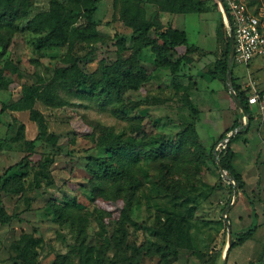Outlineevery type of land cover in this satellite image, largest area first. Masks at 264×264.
<instances>
[{
	"label": "rangeland",
	"instance_id": "374dc122",
	"mask_svg": "<svg viewBox=\"0 0 264 264\" xmlns=\"http://www.w3.org/2000/svg\"><path fill=\"white\" fill-rule=\"evenodd\" d=\"M201 1L207 13L159 16L162 25L184 30L190 45L211 54L192 55L172 77L166 69L155 68L150 49L143 50L139 62L146 80L138 89L125 91L114 104L63 90L56 91V99L63 101L60 106H47L36 98L30 105L25 101L27 93L44 90L55 70L68 66L64 61L70 54L81 59L84 72L95 71L101 60L112 62L119 38L125 41L123 58L131 55V31L119 21V8H114L113 0H98L93 17L97 33L105 39L103 44L79 42L70 50L67 46L37 50L36 43L44 35L31 31L28 23L49 11L50 0H33L17 29L0 33V177L26 155L27 142L38 136L34 158L47 162L39 168L12 172L9 177L16 174V184L3 187L2 204L11 220L0 224V264H23L22 250L29 244L26 257L33 264H53L64 256L67 264H84L87 256L88 264H223L229 245L224 216L230 244L237 242L238 234L258 226L250 241L230 251L226 264H264V106L252 108L248 124L226 86L209 76L225 44L217 43L216 31L223 24L221 33L225 35L226 27L213 1ZM242 3L264 26V0ZM144 9L147 17L156 12L150 5ZM78 24L85 22L80 18ZM182 53L180 48L177 54ZM231 66V76L246 94L264 92V55L248 66L233 60ZM186 98L198 112L196 118L188 111ZM234 122L243 126L230 145L232 165L244 183L243 193L230 188L233 182L222 177L209 156L219 136L232 132ZM96 124L112 128L122 139L143 140L155 149L173 142L188 124H194L204 152L201 158L174 167L164 180L159 179L156 166L140 161L135 176L141 186L134 204L122 214L123 202L92 198L87 162L109 157L106 149L91 140ZM221 145L224 142L214 152L219 153ZM5 180L3 177L1 186ZM71 200L80 211L82 229L54 213V207L66 206ZM165 231L177 251L169 263L156 251L163 245ZM27 241L31 243L27 245Z\"/></svg>",
	"mask_w": 264,
	"mask_h": 264
},
{
	"label": "trees",
	"instance_id": "16d2710c",
	"mask_svg": "<svg viewBox=\"0 0 264 264\" xmlns=\"http://www.w3.org/2000/svg\"><path fill=\"white\" fill-rule=\"evenodd\" d=\"M32 1L0 0V33L8 34V32L15 31L17 29L16 24L26 18ZM67 1V4L63 5L57 0H50L49 11L38 14L28 23V28L31 31L44 35L36 43L37 50L64 46L70 50L79 42L90 45L104 43L105 39L97 33L93 19L98 0ZM212 1L218 14H220L216 0ZM144 5L153 6L156 12L151 17H147ZM113 6L115 9L119 8V21L131 31V55L128 58H123L122 54L126 52V46L125 41L119 38L116 41L115 59L112 62L108 63L101 60L95 71L84 72L79 66L81 59L70 54L64 61L68 66L55 70L51 82L43 91L34 90L32 94L27 93L26 103L30 105L32 100L36 98L47 106H60L63 101L56 99V91L58 90L74 92L82 97L102 103H116L125 91L138 89L146 80V73L139 62V56L143 50L150 49L154 55L155 68L166 69L172 77L178 75L181 67L190 62L192 55L206 56L211 54V52H204L197 46L190 45L185 31L172 25H162L159 16L161 13L170 15L207 13L208 9L201 0H113ZM80 18L84 20L85 24H78ZM223 27V24L219 25L216 38L217 43L225 41L224 48L221 57L215 58L213 70L209 72V76L225 86L230 44L227 30L225 35L221 33ZM180 48L184 49V53L177 54ZM2 87L3 85L0 83V89ZM232 87L243 107V115L250 124L253 107L248 105L246 91L241 90V86L233 77ZM262 93L264 94V92ZM185 101L188 111L196 118L198 112L188 98ZM239 126L240 123L234 122L231 131ZM92 129V142L97 147L106 149L109 154V157L90 158L87 162L86 169L90 176L92 198L110 203L123 202L122 214L129 211L134 204V198L141 186L139 179L135 176V169L140 161L147 160L156 166L159 171V179L164 180L167 173H171L174 167L201 158L204 152L194 124H188L183 131L176 135L173 142L161 144L156 149L150 147V143L143 140L122 139L114 135L112 128H105L96 124L92 126ZM228 133L229 131H226L219 136L209 156L214 161L218 159L221 168L231 177L233 186L230 188L236 193H243L244 183L232 165L234 154L230 148L231 140L224 149L214 156L215 146L221 143ZM38 139L40 136L27 142L26 155L18 163L7 168L4 175L0 177L1 225L9 223L11 220V217L4 211L1 199L3 187L16 184L14 181L16 174L11 177L9 175L14 171L25 172L28 168H39L47 165V162L34 158L36 155L35 143ZM2 143L3 141L0 140V145ZM3 177L6 180L1 186ZM13 191L16 192L15 189ZM251 208H253L252 205ZM53 209L57 217H64L71 224L76 222L78 229L83 228V221L79 216L80 211L76 207L75 200H71L66 206L54 207ZM253 216L256 219L254 208ZM173 221L175 220L173 219ZM257 227L254 225L245 232L238 234L236 236L237 242H232L227 255L235 247L250 241L254 237ZM162 240L163 245L156 249L159 257L165 263L174 261L177 251L174 248L172 237L165 231L162 233ZM28 243L31 242L27 241V245ZM30 245H25L22 250L23 264H33L28 262L26 257ZM89 262L90 257H85L84 264ZM53 264H67L66 257L56 258Z\"/></svg>",
	"mask_w": 264,
	"mask_h": 264
},
{
	"label": "built area",
	"instance_id": "2783aa9c",
	"mask_svg": "<svg viewBox=\"0 0 264 264\" xmlns=\"http://www.w3.org/2000/svg\"><path fill=\"white\" fill-rule=\"evenodd\" d=\"M218 10L224 20L227 34L231 32L234 42L233 62L248 66L254 58L264 55V26L242 0H216ZM227 14V20L224 17ZM250 107L264 106V94L253 90L247 94ZM223 149L224 145H221Z\"/></svg>",
	"mask_w": 264,
	"mask_h": 264
},
{
	"label": "water",
	"instance_id": "95a60500",
	"mask_svg": "<svg viewBox=\"0 0 264 264\" xmlns=\"http://www.w3.org/2000/svg\"><path fill=\"white\" fill-rule=\"evenodd\" d=\"M224 17L225 19L227 20V14L226 12L224 11ZM228 37H229V44H230V50H229V58H228V61H227V72H226V78H225V86L229 92V95L231 97V99L233 100L236 108L239 110V112L241 113V115L243 117H245L243 115V107L240 103V100L239 98L237 97L233 87H232V76H231V63H232V60H233V54H234V42H233V37H232V34L231 32L228 34ZM246 118V117H245ZM243 126H239L238 128L232 130V132H230L226 138L222 141L224 142V146H226V144L228 142H230V140L236 135L238 134L241 130H242ZM216 152H214V156H216ZM216 167L218 168L219 172L221 173L222 177L226 178V180L228 181H231V177L221 168L220 166V163H219V160L216 159ZM225 214V211H223V215ZM224 220H225V223L227 224V235H228V247L226 248V251H225V259H224V262L223 264H226V257H227V251L228 249L230 248V243H231V232H230V229L228 227V221L226 220V217L224 216Z\"/></svg>",
	"mask_w": 264,
	"mask_h": 264
},
{
	"label": "crops",
	"instance_id": "0c3cea01",
	"mask_svg": "<svg viewBox=\"0 0 264 264\" xmlns=\"http://www.w3.org/2000/svg\"><path fill=\"white\" fill-rule=\"evenodd\" d=\"M180 30V29H179ZM184 31V30H183Z\"/></svg>",
	"mask_w": 264,
	"mask_h": 264
}]
</instances>
